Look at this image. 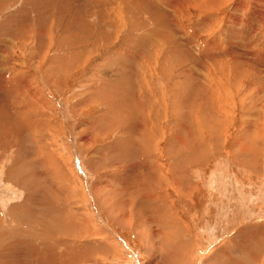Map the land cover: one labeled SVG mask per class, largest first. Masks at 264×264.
I'll return each mask as SVG.
<instances>
[{"label": "rangeland", "instance_id": "obj_1", "mask_svg": "<svg viewBox=\"0 0 264 264\" xmlns=\"http://www.w3.org/2000/svg\"><path fill=\"white\" fill-rule=\"evenodd\" d=\"M140 1L0 0V264H264V0Z\"/></svg>", "mask_w": 264, "mask_h": 264}, {"label": "bare ground", "instance_id": "obj_2", "mask_svg": "<svg viewBox=\"0 0 264 264\" xmlns=\"http://www.w3.org/2000/svg\"><path fill=\"white\" fill-rule=\"evenodd\" d=\"M140 1V0H139ZM146 1H150V0H146ZM160 1V0H159ZM165 1V0H164ZM170 1V0H169ZM198 1V0H197ZM200 1V0H199ZM167 2H168V0H167ZM195 1L193 0V2L190 4L191 5V11H192V9L194 10L195 8H194V5L197 7L198 5H197V3L195 4L194 3ZM121 3V2H120ZM140 3H142L141 1L139 2V4ZM187 3V2H186ZM150 4H152V3H150ZM167 4H169V3H167ZM167 4H165V6L167 5ZM172 4V3H171ZM142 5V4H141ZM143 5H145L144 3H143ZM173 5H175V4H173ZM244 3L242 2H240V4H238L237 5V9L238 8H242V7H244ZM248 5V4H247ZM102 6V5H101ZM154 6V5H153ZM165 6H163V8H164V10H166V7ZM176 6V5H175ZM174 6V7H175ZM213 7H218V5H215V6H213ZM139 8V7H138ZM176 8H177V6H176ZM68 9V8H67ZM142 9V8H141ZM171 9V8H170ZM168 9L169 11H168V13H166V14H172V15H174V13H175V11H181V10H179V9H183V6H181V7H179L178 8V10L177 9ZM240 10V9H239ZM186 12H187V10H185ZM184 11V12H185ZM190 11V12H191ZM163 12V11H162ZM174 12V13H173ZM185 12V13H186ZM257 12H258V10H257ZM259 12H261L260 10H259ZM155 13V12H154ZM184 13V14H185ZM152 14H153V12H152ZM158 14V13H157ZM177 14H179V13H177ZM188 14V16L190 17L191 16V14L188 12L187 13ZM187 14H186V16L185 17H187ZM260 14V13H259ZM154 15V14H153ZM156 15V14H155ZM180 15H181V13H180ZM152 16V15H151ZM193 16V15H192ZM157 17H158V15H157ZM258 17V16H257ZM263 17V16H262ZM179 18V17H178ZM192 18V17H191ZM230 18H231V20L229 21V23H233L234 24V26H232V30H233V32L237 35H240V33L242 32L241 30L240 31H236V27H235V21H236V19L234 18V16H230ZM261 19V18H260ZM263 19V18H262ZM182 20H183V18H182ZM263 21V20H262ZM185 22H186V20H185ZM237 22L239 23L240 22V20H237ZM164 23V22H163ZM162 23V24H163ZM238 23H237V25H238ZM166 24L167 23H165L164 25L166 26ZM171 27L175 30V33H174V35H178L179 33H181L180 31H184L185 30V28L184 27H182V23H178V25H180L181 24V26H178L176 23H174V22H171ZM185 24V23H184ZM162 26V25H161ZM184 26H186V25H184ZM253 26V25H252ZM187 27V26H186ZM171 28V29H172ZM165 29H167V27L165 28ZM173 29L171 30V31H173ZM202 30H204L205 28H201ZM228 29H229V27L227 28V30L226 31H228ZM154 30V29H153ZM169 30H167V34L166 35H168V36H170L171 35V37H170V40H172V38H176V36H174L173 35V33H169L168 32ZM226 31H223V33H225ZM248 31V30H247ZM153 32V31H152ZM193 32V31H192ZM231 32V31H230ZM163 33H165V31H163ZM243 33V32H242ZM246 33V32H245ZM193 34V33H192ZM191 34V35H192ZM195 35H196V32L193 34V36H191L190 38H189V40H191L192 41V39L193 38H195ZM246 35V34H245ZM248 35V34H247ZM180 36V35H179ZM234 36V35H233ZM242 36V35H241ZM158 37V36H157ZM156 37V38H157ZM201 37V36H200ZM238 37V36H237ZM246 38H247V36H246ZM173 39V40H174ZM239 39V38H238ZM179 40H181V42H185L186 40H182L181 38L179 39V38H176L175 39V41L174 42H176V48L178 49L179 47H181L180 48V51L179 52H181V53H179V54H183V53H186L185 52V50H184V48H183V46H185L186 47V45L188 46V44L187 43H185L186 45H183V43H182V45L181 44H179ZM193 40H195V39H193ZM218 41V40H217ZM236 42H237V40H236ZM189 43H193V42H189ZM215 43H216V41H215ZM215 43H213L214 45H211V42H210V45H208L206 48L205 47H203V48H205V49H202L201 50V53H200V55H202V54H204V53H207V55H212V54H214V53H216V52H218V53H220V54H223L224 52V55L222 56V58H219L218 60H215V61H212L211 60V63H214V64H216L218 61H221V60H231V62H234L233 64H231V65H229V68H228V70L229 69H231L230 67L233 65V69H234V71L236 70V71H239V70H242V71H244L245 72V74L246 73H248V74H250V75H252L255 79H257V78H259V77H261V78H264V71H263V74L261 73V72H259L258 70L259 69H257L258 67L257 66H255V63L256 62H254V60H250V61H248V64L250 65V67L247 69V70H245V69H243L242 67H241V65L244 63L243 62V60H241V59H239V58H241L242 56H250L251 54H253V56L254 55H256V54H254V53H251L248 49L250 48V44H247V47H242L243 49H236L235 50V48H232L231 49V47L232 46H227L226 48H220V47H222V46H220V45H218V48L217 47H215ZM221 44V43H220ZM170 45V44H169ZM207 45V44H206ZM205 45V46H206ZM220 46V47H219ZM244 46V45H243ZM198 47V46H197ZM225 47V46H224ZM238 47H239V45H238ZM173 49H175L174 47H173ZM176 49V50H177ZM182 49V50H181ZM186 49V48H185ZM257 49V48H256ZM259 50V49H258ZM262 52V51H261ZM187 54V53H186ZM189 54H187V56H188ZM193 55V54H192ZM195 55V54H194ZM199 55V56H200ZM177 56V55H176ZM217 56V55H216ZM216 59V58H215ZM168 60V59H167ZM200 61H202V60H200ZM202 63V62H201ZM211 63H209V64H211ZM220 63V62H219ZM225 63V62H224ZM205 64V63H204ZM203 64V65H204ZM221 65V64H220ZM202 65L200 64V63H198V65L197 66H195V67H193V68H196V67H200V68H202L201 67ZM224 66V65H223ZM183 67V66H182ZM205 67V66H204ZM203 67V68H204ZM221 67L222 66H217V69H219L220 71H221ZM225 67V66H224ZM223 67V68H224ZM222 68V69H223ZM225 69V68H224ZM192 70H194V69H192ZM206 70H207V72H209L210 74H216V72L214 71V70H212L211 69V67H206ZM226 71V70H225ZM191 72V71H190ZM194 72V71H193ZM228 72H230V71H228ZM205 73V72H204ZM196 74V73H195ZM207 74V73H206ZM227 74V73H226ZM132 75V74H131ZM202 76V75H201ZM211 76V75H210ZM248 76V75H247ZM212 77V76H211ZM226 77V76H225ZM216 79V78H215ZM218 83V82H217ZM214 94V93H213ZM19 96V95H18ZM23 98V97H22ZM131 104V103H130ZM129 104V105H130ZM33 110V109H32ZM1 114V113H0ZM142 123V122H141ZM152 123V122H151ZM139 124V123H138ZM149 125V124H148ZM252 132V131H251ZM147 142V141H146ZM47 165V164H46ZM172 216V215H171ZM90 222V221H89ZM100 234V233H99ZM174 253V252H173ZM172 256V255H171Z\"/></svg>", "mask_w": 264, "mask_h": 264}]
</instances>
